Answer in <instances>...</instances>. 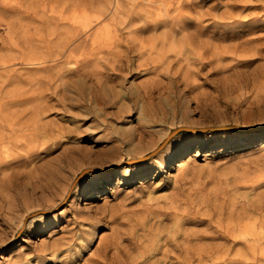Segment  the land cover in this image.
<instances>
[{
  "label": "rangeland",
  "instance_id": "374dc122",
  "mask_svg": "<svg viewBox=\"0 0 264 264\" xmlns=\"http://www.w3.org/2000/svg\"><path fill=\"white\" fill-rule=\"evenodd\" d=\"M0 264H264V0H0Z\"/></svg>",
  "mask_w": 264,
  "mask_h": 264
},
{
  "label": "bare ground",
  "instance_id": "6f19581e",
  "mask_svg": "<svg viewBox=\"0 0 264 264\" xmlns=\"http://www.w3.org/2000/svg\"><path fill=\"white\" fill-rule=\"evenodd\" d=\"M107 27V26H106ZM107 33V32H106ZM105 33V34H106ZM99 34V33H97ZM107 36V35H106ZM95 37V36H94ZM156 87V86H155ZM154 88V87H153ZM120 101V100H119ZM106 104H108L109 102H105ZM107 118V117H106ZM133 132H129V131H119V130H116L112 135V136H109L108 139L109 141H118L119 143L123 144V143H127L128 144V148L126 149V152L127 153H132L134 151H137V150H141L142 149V146H137V145H133V136L132 138H129L128 142L126 140L127 136L128 135H131ZM137 133V132H136ZM141 148V149H140ZM117 149V148H116ZM181 155V154H180ZM179 155V156H180ZM178 156H173L169 162L172 163L173 161H175L177 159ZM22 178V177H21ZM99 179H96L95 180V183L92 184L91 186H89L88 188H86L85 190L82 191V196L80 197H86L88 196L92 191H94L95 189H97V185H99ZM16 185H21V183L17 182Z\"/></svg>",
  "mask_w": 264,
  "mask_h": 264
},
{
  "label": "water",
  "instance_id": "95a60500",
  "mask_svg": "<svg viewBox=\"0 0 264 264\" xmlns=\"http://www.w3.org/2000/svg\"><path fill=\"white\" fill-rule=\"evenodd\" d=\"M220 128H223V127H206V128H189V129H192V130H195V131H202V130H217V129H220ZM181 129H184V128H178L177 130H174L167 138V140L164 142V144L170 139L171 136H173L177 131L181 130ZM163 144V145H164ZM162 145V146H163Z\"/></svg>",
  "mask_w": 264,
  "mask_h": 264
}]
</instances>
